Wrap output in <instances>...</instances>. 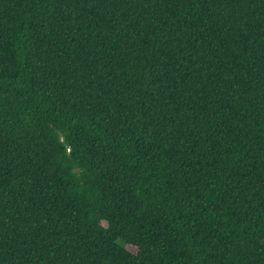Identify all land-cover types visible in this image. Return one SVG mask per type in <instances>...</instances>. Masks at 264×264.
<instances>
[{
    "label": "trees",
    "instance_id": "obj_1",
    "mask_svg": "<svg viewBox=\"0 0 264 264\" xmlns=\"http://www.w3.org/2000/svg\"><path fill=\"white\" fill-rule=\"evenodd\" d=\"M0 264H264V0H0Z\"/></svg>",
    "mask_w": 264,
    "mask_h": 264
},
{
    "label": "rangeland",
    "instance_id": "obj_2",
    "mask_svg": "<svg viewBox=\"0 0 264 264\" xmlns=\"http://www.w3.org/2000/svg\"><path fill=\"white\" fill-rule=\"evenodd\" d=\"M131 251H135L136 249L134 247L129 246L128 247Z\"/></svg>",
    "mask_w": 264,
    "mask_h": 264
}]
</instances>
